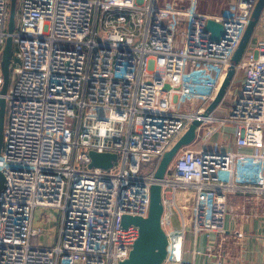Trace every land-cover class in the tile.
Returning <instances> with one entry per match:
<instances>
[{
    "label": "built area",
    "instance_id": "2783aa9c",
    "mask_svg": "<svg viewBox=\"0 0 264 264\" xmlns=\"http://www.w3.org/2000/svg\"><path fill=\"white\" fill-rule=\"evenodd\" d=\"M191 1L18 0L10 37L19 63L3 96L0 264H120L139 236L121 218L147 217L153 185L163 231L174 218L180 225L174 264H193L182 259L183 246L203 233L216 239L206 255L221 264L214 251L225 239L230 198H264V45L235 67L242 82L236 91L233 77L216 107L230 95L225 116L215 109L202 117L257 0H237L232 19L215 20L225 30L217 44L204 32L210 18L193 13ZM9 3L0 0V60ZM194 120L195 139L156 179L163 155ZM223 127H231L236 151L210 142ZM92 151L116 161L90 167Z\"/></svg>",
    "mask_w": 264,
    "mask_h": 264
},
{
    "label": "water",
    "instance_id": "95a60500",
    "mask_svg": "<svg viewBox=\"0 0 264 264\" xmlns=\"http://www.w3.org/2000/svg\"><path fill=\"white\" fill-rule=\"evenodd\" d=\"M17 0H10L9 13L7 20V37L1 54L0 69L3 78V84L0 90V152L2 149V130L5 119V100L4 95L9 86L10 77V64H18L19 61L16 58H11L12 53V41L10 34L15 27V13H16ZM264 11V0H257V3L252 11L250 20L246 27V30L242 36V39L230 61L224 79L217 91V94L213 101L208 105L205 113L202 117L211 114L216 107L220 104L225 96V93L234 77L235 67L243 57L248 43L250 41L253 30ZM204 32L208 33V39L211 43H219L224 35L225 30L223 24L212 19H207L204 25ZM165 86V89H168ZM200 125L199 120H194L186 132L173 144V146L163 155L160 164L156 170L155 178L161 180L165 174V171L169 164L172 162L176 153L183 147L188 146L196 137V129ZM91 160L90 167L110 169L113 163L116 161L115 154L109 153H96L89 152ZM4 176L0 172V193L4 188ZM163 207L161 202V190L160 186L153 185L150 188V203L148 215L146 218L132 217L124 215L121 218L122 226L128 227L130 225L136 226L139 230V236L134 242L132 249L127 259L120 264H162L166 257L167 250V238L161 227Z\"/></svg>",
    "mask_w": 264,
    "mask_h": 264
},
{
    "label": "crops",
    "instance_id": "0c3cea01",
    "mask_svg": "<svg viewBox=\"0 0 264 264\" xmlns=\"http://www.w3.org/2000/svg\"><path fill=\"white\" fill-rule=\"evenodd\" d=\"M158 4L159 6L174 7L175 2L158 0ZM189 6L195 14L217 21H226L232 19L236 14L237 0H192ZM254 45H264V11L253 30L245 52L251 50ZM211 78H213V73H211ZM241 82L242 75L237 73L233 80L236 91ZM178 110L184 112V100ZM222 129L224 132L221 130L218 133L222 134L223 139L217 142L220 150L236 151L231 127ZM179 198L182 200V195H179ZM230 200L232 210L227 221L225 239L221 241L220 247L216 246L214 255L220 256L221 264H264V198L248 201L238 196L231 197ZM184 202L186 204L187 200ZM232 215H235L237 219H233ZM173 243L172 247L170 246L171 254L176 255L177 257H174L176 259L180 255V235L174 236ZM215 244L216 239L213 235L209 236L205 233L199 235L195 245L193 237L188 235L183 246L182 259L192 261L193 264H215L217 257L206 255V247H215ZM194 249H198L201 254L193 255Z\"/></svg>",
    "mask_w": 264,
    "mask_h": 264
},
{
    "label": "rangeland",
    "instance_id": "374dc122",
    "mask_svg": "<svg viewBox=\"0 0 264 264\" xmlns=\"http://www.w3.org/2000/svg\"><path fill=\"white\" fill-rule=\"evenodd\" d=\"M18 19H19V3H18V0H17V2H16V13H15V26L18 23ZM14 52H15V46L12 45L11 58H13ZM16 65L17 64H15V63H11L10 64V74H11L10 77H11V80H12V77H13L12 70L16 67ZM231 100H232V97L230 95H228L226 97L225 104H223L219 109L217 108L215 110V115L218 116V117L225 116L226 111H227V105L231 102ZM185 102L188 104V99L187 98H186V101ZM186 108H188V105H186ZM214 127H217V126L214 125ZM209 128L210 127L208 126L207 129H206V131H204L203 135L200 136L202 139H206V137H208V133L210 132ZM218 131L219 132L220 131L221 132H224V129H220L219 128ZM222 139H223L222 134L217 133V134H214L212 136V138L210 139V142L215 143V142L221 141ZM38 220H39V217L36 218V224H38ZM173 220L174 221H172L169 226L164 227V229H165L164 232H165V234H168V236H169L168 241H169V244H171V245H172V239H173V237L175 236V234L178 233V229L180 228V225L178 223H174L175 220L176 221L178 220V218H176V219L174 218ZM50 222H51L50 225L56 224L57 223V218H54V217L50 216ZM54 235H56L55 231H54ZM166 238H167V236H166ZM168 250H169L170 253L166 256V258L164 259V261L162 262V264H174V263H176V261H172L171 260V259H174V257H177V256L176 255L170 256L171 255V247H170V245H169V249Z\"/></svg>",
    "mask_w": 264,
    "mask_h": 264
},
{
    "label": "trees",
    "instance_id": "16d2710c",
    "mask_svg": "<svg viewBox=\"0 0 264 264\" xmlns=\"http://www.w3.org/2000/svg\"><path fill=\"white\" fill-rule=\"evenodd\" d=\"M11 75V74H10ZM12 80H11V77H9V84H11Z\"/></svg>",
    "mask_w": 264,
    "mask_h": 264
},
{
    "label": "bare ground",
    "instance_id": "6f19581e",
    "mask_svg": "<svg viewBox=\"0 0 264 264\" xmlns=\"http://www.w3.org/2000/svg\"><path fill=\"white\" fill-rule=\"evenodd\" d=\"M167 249H168V241H167ZM167 252H168V251L166 250V256H167ZM165 258H166V257H165Z\"/></svg>",
    "mask_w": 264,
    "mask_h": 264
}]
</instances>
